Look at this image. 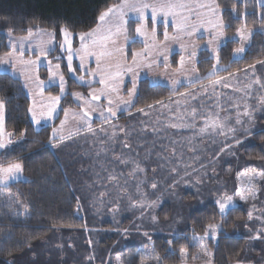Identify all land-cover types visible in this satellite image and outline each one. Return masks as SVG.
Listing matches in <instances>:
<instances>
[{
  "label": "trees",
  "instance_id": "obj_1",
  "mask_svg": "<svg viewBox=\"0 0 264 264\" xmlns=\"http://www.w3.org/2000/svg\"><path fill=\"white\" fill-rule=\"evenodd\" d=\"M114 2L115 0H0V55L8 51L6 46L8 29L13 30V36H21L28 29L39 27L53 30L54 27L58 29V26L72 22V32H86L96 26L100 12L105 11ZM216 2L220 6L224 23L231 25L230 28L224 29L225 34H233L244 23L255 34L251 36L246 51L237 59L233 58V54L239 42L228 40L217 53V65L227 70L218 71L212 76L209 74L213 71L214 60L206 51L201 52L195 65L201 80L182 86L179 92L202 88L221 75L235 74L232 80V83L236 82L235 92L243 95L244 91L247 92L244 71L250 65L254 63L259 65L264 61V33L257 31L260 29V16L264 8H260L258 16L253 13L244 16L243 4L240 1L216 0ZM237 15L241 18L234 19L233 17ZM134 47H137V44ZM57 62L67 76L62 60L57 59ZM67 82L70 83L71 91L87 89L71 83L69 78ZM229 92L225 88H216L217 96H211L212 100L207 99L206 106L214 103L221 111L222 104L230 102ZM222 93L226 99L221 101ZM168 97L170 93L166 87L152 86L147 80L139 82L132 110L126 115L119 116L124 133L119 131L118 137L112 140L116 142L112 150V156L116 154L114 155L116 166L113 167L115 173H119L116 170L117 166L122 169L126 167L124 161L130 158V154L135 160H149L152 153L151 149L146 147L150 145L160 149L161 156L166 160L167 158L183 160L173 158L172 152L175 148L169 152L164 148L166 146H161V143L165 142L161 136L167 133L161 132L163 130L158 131L157 127L161 126V123L152 120L150 130L148 125L150 122L144 118L143 120L134 112L140 108H152L150 106H156L157 102ZM0 98L6 102L5 130L12 134L13 139L20 140L1 160L6 164L20 163L25 178L23 181L0 187V264H141L144 262L141 255L147 246L152 248L154 264H157L155 259L157 256L162 258V264H180L178 254L181 250L190 257L198 253V248L191 244L190 237L180 233L201 234L209 224L218 221L220 230L216 234V239L206 243L211 264H264V240L250 242L247 239V230L254 229L263 237L260 231H264V222L249 220L248 204L229 209L222 216L218 213L215 202L209 198L202 202L201 208L194 209L185 217L186 223L181 220V213L185 212V215L187 213L185 209L187 203L202 195L194 188L198 186L197 183L191 182L184 188L179 180L180 175L193 173V170L202 165L201 163L192 162L187 167L183 162L178 163L176 170H172L168 175L160 174L159 169L155 170L150 182L157 185L151 197L153 205L146 208L145 213L138 214L129 207L128 196H104L100 199L104 206L101 210L94 208L89 200L87 205L92 206H89L90 210L85 209L86 205H83L87 200L85 187L90 185L92 180L90 174L85 178L84 174L81 176L76 174V165L81 163V160L75 165L72 159L66 157L65 150L51 149L48 146L53 142L49 138V127H43L39 131L32 129L27 117L29 101L18 80L0 73ZM141 119L143 125H139L138 120ZM154 123H157L156 127ZM260 123L263 124L264 121ZM188 130L186 127L183 131L171 132L168 128L170 136L167 146L182 149L185 160L190 155L193 160H203L201 156L205 154H201L198 145H196L198 148L195 146L189 148L194 139ZM122 144L128 147L118 151ZM255 148L260 151V148ZM215 155L210 154L209 160ZM75 159L73 157V160ZM151 160L162 158L154 156ZM220 163L222 162H218L215 168L211 166L208 168H211V171L213 169V174L199 178L201 181L199 187L209 193L206 197L218 195L223 188L231 195L236 191L235 175L225 174ZM260 163L264 162L261 160ZM235 172L238 173L236 170ZM139 180L133 182L137 185ZM222 181L224 185H220ZM98 182L104 186L106 180ZM124 182L114 180L112 184L120 190L118 184ZM135 184L133 185L136 186ZM259 185L263 192L264 181ZM135 189L134 187L132 192ZM262 192L260 199L263 196ZM156 193L157 197L154 196ZM258 208L263 209V203H259ZM111 214L115 218L111 217ZM259 215L258 213L257 216ZM153 217L156 219L151 220ZM167 223L174 225L178 230L174 235H169L172 232L165 229L166 225L169 226ZM114 228L120 232L114 231ZM97 239L101 242H97ZM169 240L172 241L171 245L167 243ZM107 249L110 250L108 254ZM169 249L173 250L171 255Z\"/></svg>",
  "mask_w": 264,
  "mask_h": 264
},
{
  "label": "rangeland",
  "instance_id": "obj_2",
  "mask_svg": "<svg viewBox=\"0 0 264 264\" xmlns=\"http://www.w3.org/2000/svg\"><path fill=\"white\" fill-rule=\"evenodd\" d=\"M238 1L243 4L242 14L247 12L256 14L257 16L260 15V8L262 7L258 0H243V2L242 0ZM145 2L154 3L159 2V0H145ZM184 2L193 6L192 18L188 21V23L198 27V30L192 32L191 35L177 30L176 25L182 22L179 15L175 17L170 15L164 18L158 14L156 23H153L150 18L151 9H148L145 13L146 19L141 22L144 24L143 30L145 35L141 36L136 32V28L139 24L129 23L127 25L126 33L122 31L119 36L113 37V39L116 40L115 44H112L111 41H109L103 49L99 45L96 47H91L90 45L91 51L98 53L103 50L113 53L112 57L105 58L101 65L102 67L107 68L109 64L114 65L117 60L123 62L126 57L127 65L133 67L134 69V72H126L122 77L117 78L115 82L110 81V83H115L118 87V92L109 94V97L113 100L111 107L113 111L116 112V116L109 117L106 122L102 119L101 112H103L105 116H108L107 108L109 105L107 99L102 96L99 101H93L91 106L85 103V101L90 99V93L94 91L98 93L102 88H104V85L95 82L100 79L99 73L95 77L89 75L91 72H98L95 57H86L83 62L84 66L81 68L79 67L81 64L80 56L74 55L72 58V68L74 71L70 72L67 67L68 52L66 50L62 51L59 48V44L63 41V36L59 34L58 31L54 41V50L50 51L46 57L40 56V63L38 66H27L29 70L25 71L26 66L17 63V71L15 74H13V69L10 66L0 65V67H8V75L19 81L25 95L28 98V109L34 108L36 117L40 120L39 124L32 120V113L27 110L28 121L34 131H39L43 127H49L50 140H52V132L54 129L58 130L59 134L65 137H69V135L72 134L71 138L65 139L63 142L52 140L53 142L50 143H55L57 147L50 148L57 150L59 148L62 151L65 150L64 153L66 157L69 160L72 159V161H74L73 164L75 165L78 160H81V163L76 165V174L78 176L84 174L83 177L85 178L89 174L91 175L92 181L90 185L85 187V194L87 195L85 196L87 200L83 203V205H86V207L83 206L85 209L89 208L90 210L89 206H92L87 205L89 200H91L90 204H93L94 208L101 210L104 206L102 205V201L100 199L104 196H128L127 203L129 207L137 211L138 214L141 212L145 213L146 208H151L148 207V205H153L151 197L154 194V190L151 187L152 184L150 182L155 175V170L159 169L160 174L163 173L168 175L172 173L173 169L176 170L178 163L183 162L187 167L192 162H199L202 165L193 170V173H182L180 175L181 179H179L181 183H183L184 188H187L186 184L189 185L191 182L197 183L198 186L196 185L194 188L195 190H198L197 192L199 195H202L193 199L191 203L188 202L185 206L187 213L185 215V212H182L180 216L184 223H186V216H189L194 209L202 207L200 206L203 205L202 202H206L210 198L216 204L217 200H220L226 195L233 197V204L230 205L225 212L236 206L248 204L249 213L251 212L252 214L249 220L264 222V191L262 192L259 188V184L264 181V178H261L258 175L260 172L264 171V163H260L261 160L264 162V123H260V121H264V119H262V116L264 118V61L260 62L259 65L254 63L249 66L250 68L248 67L244 71L243 74H245L244 77H246L245 83L247 84V92L244 91L243 95H239L235 92L236 82L232 83V80L234 79L233 76L235 74L226 76L221 75L220 77H216L214 80L208 82L207 85L202 88L179 92L182 86L191 85L201 80L195 69L198 56L201 52L206 51V53L209 54V57L214 60L212 72L218 73V71L220 72L225 69L224 67H219L217 65V53L225 44V41L227 42L230 38L236 36V32H233V34L230 35H227L224 32L223 37H219L215 40L213 39L214 30L210 28L206 21L209 18L215 19V17L211 16V13L207 8L196 7L199 4H212L213 0H184ZM118 3H120V0H115L112 5ZM215 3H217L216 0ZM197 13H199V16H197ZM187 14V12L184 13V15ZM129 15L135 16V13H129ZM125 19H128V15H125ZM201 20L205 21L202 28L199 27ZM116 23L117 18L114 16L110 17L108 22L101 27V32L110 26H114ZM98 24L99 21L92 29L97 28ZM247 28L251 29L249 27ZM41 29L43 28H33L32 36L25 40L26 51L24 59H37V55H39L38 46L41 45V42H44L43 47L45 48L53 47L52 44L47 43L50 40L47 32H41ZM153 29H155L154 34ZM47 31L50 32L52 30ZM113 31H115L114 27ZM165 31H167L168 36L170 37L168 40H165L164 38ZM73 33L74 35L71 37V40L72 49L75 52L81 47L78 35L80 32ZM125 35L128 37L127 40L125 39ZM26 36L27 32L21 36L12 35L11 39L13 42L18 43L20 37ZM9 39V36L7 35L6 46L9 43ZM237 42L239 43L236 48L242 46L247 48L250 40L241 44L239 39H237ZM133 43H136L137 47H134L136 44L133 45ZM246 43H248V45ZM116 48L122 49L123 54L115 52ZM31 49H37V51L34 52ZM133 52L148 53V55L137 57V60L139 61V65L137 66L133 64ZM82 54L83 53H81V55ZM242 54L243 53L237 56L234 53L233 58L237 59ZM165 57H167L166 62L168 67H164L163 62ZM182 57L183 65H181ZM57 59H61L65 65L67 76H65L62 72L61 66L59 69L55 68V65L59 64ZM48 61H51V67L53 71L57 73V83L53 85H49L50 73L48 70ZM149 64H151V67H149ZM251 66H254V68ZM21 72L24 74L21 75ZM59 74L64 76L65 93L63 95L61 94L58 86ZM29 76H31L32 79H29ZM37 76L39 77V81H42L44 84L42 95L40 88L38 87V81L36 80ZM66 77L71 80V83L80 85L87 89L82 91H71L70 83L67 82ZM80 77H84L83 82L79 79ZM142 80H147L148 84L152 86L159 85L166 87L170 93V97L157 102L156 106H151L152 108H140L144 110L143 112H141L140 109L135 110L134 112L140 118H144L146 121L150 122L148 123L150 130H152V120L161 123L162 125L157 127L158 131L163 130L161 132H167L165 135L161 136L163 141H165L163 142L161 140L163 142L161 143V146H166L164 148L169 152H172L170 150L175 148L172 152L173 158H183V160H168V158L166 160L161 156L160 149H155L150 145L149 147H146V149H151L152 153V157H150L149 160H135L134 158H131L132 155L130 154V158L124 161L126 167L122 169L117 166L116 170L119 173H115L113 167L116 166V163H114L116 160L114 155L116 154L112 156V150L115 148L116 142L115 140H112L118 137L117 134L119 131L120 133L121 131L124 133V129L123 127L121 128L122 125L119 123V120L121 119L119 116L126 115L132 110V106L138 92V84ZM217 80H219L220 83H215ZM257 80L259 83L256 82ZM133 81H135L136 88L134 95L130 97L129 91L133 89ZM216 88H225L230 91L228 93V99H230V102L223 103L221 111L215 107L214 103H210L209 107L206 106L207 99H210L211 96H217ZM74 92L81 93L84 99L77 101L76 98L71 95ZM222 94L223 95L220 99L221 101L226 99L224 93ZM49 96H61L60 103L56 106V111L52 114L51 118L47 117L48 106L50 103L48 101ZM129 100L131 101V106L124 103V101ZM65 110L68 111L67 118L65 117ZM193 110H195L194 115ZM85 111L89 114L87 119L90 121L92 131L87 130L84 120L81 119V114ZM246 112L250 115H246ZM41 113H44V116H41ZM142 119L138 120L139 125H143ZM237 120L240 122L237 123ZM61 121H65L63 128H61ZM213 123H223L224 134L220 133L219 128H217L216 131H213L211 127ZM153 125L156 127L157 123H154ZM173 125L176 126L173 127ZM186 127L189 129L188 131L190 132L191 138L194 139L192 140V143H190L189 148H191V146H195L196 148L199 147L201 154H205L204 156H201L203 160H193L192 155L185 160V157L182 156V149L178 150L176 149L178 147H173L172 145H169L171 147L167 146V140L170 136L168 128L171 132H180ZM202 127H206V131L201 132L200 129ZM101 129H103V131ZM229 129H235V131L232 132L229 131ZM148 130L149 129L147 128V131ZM236 139L241 140V143L236 144ZM0 140H3V142L7 145L5 148H0V165L7 166L8 164L2 163L1 159L6 157L11 147L17 145L20 140L18 139V141H16L12 138V136H9L5 130V126L4 134L0 136ZM9 140L12 141L11 144H8ZM256 142L258 144H256ZM196 145H198V147ZM61 147H63V149ZM127 147V145L122 144L118 151L124 150ZM255 147H258L260 148V151H263L260 153L259 149ZM162 148L163 147H161V150ZM212 153H215L216 155L214 158L209 160V155ZM154 156L155 158L160 156L162 160H151L152 158L154 159ZM73 157L76 159L73 160ZM168 157H170V155ZM258 160L260 161L258 162ZM220 161L222 162L220 163L222 166L221 168L224 169L223 172L225 174L235 175V182H237L236 191L231 195L228 190L223 188L218 195L206 197L209 193H207V190L199 187V185H201L199 178L201 176L204 177L208 174H213V169L212 172L211 168H208L210 166L215 168L217 166L216 164ZM231 163H233L234 166H231ZM137 166H139V169H143V171H139ZM235 170L238 171V173L235 172ZM245 172L249 175H241ZM249 176L252 177L251 180H249ZM23 180H25V178L21 173L17 180H9L6 185ZM98 180H106L104 186L101 182H98ZM114 180L125 181L124 184H118V187L121 188L120 190L112 184ZM133 180H139L137 185L133 182ZM6 185L0 183V187ZM220 185H224L223 181ZM134 187L136 189L132 192ZM195 190H193V192ZM237 191L243 193L247 199L241 200L239 196L236 195ZM253 192L255 194L254 198L252 195ZM260 192L263 193L262 199L259 198ZM154 196L157 197V193ZM259 203H263V209L258 208ZM216 206L219 213L218 205L216 204ZM258 213L260 214L259 216H257ZM112 216L113 215L111 214V217ZM92 217L95 219L94 216ZM113 218L115 217L113 216ZM151 220L154 219L151 218ZM214 224L219 225L217 230L218 232L220 230L219 221ZM166 226L167 227H165V229L172 232L169 233V235H174V233L178 231L172 224ZM114 231L120 232L117 228H114ZM258 232L259 231H256L255 229L254 231L247 230L248 241L254 242V240H264V236L260 237ZM260 232L264 235V231ZM208 233V227L205 232L197 235L180 233L183 236L190 237L192 241L191 244L198 248V253L191 257L187 256L186 253L185 256H181V253L178 254L181 259L180 264H211L210 252L206 249V243L209 240H215L217 236L215 235V238H213ZM257 235H259L260 238L254 239ZM97 242L101 241L97 239ZM143 251L144 253L141 255V258L144 262L141 264H154V255L151 253L152 248L147 246L143 249ZM106 253H110V250L107 249Z\"/></svg>",
  "mask_w": 264,
  "mask_h": 264
},
{
  "label": "snow or ice",
  "instance_id": "obj_3",
  "mask_svg": "<svg viewBox=\"0 0 264 264\" xmlns=\"http://www.w3.org/2000/svg\"><path fill=\"white\" fill-rule=\"evenodd\" d=\"M243 2V0H242ZM258 2L261 3V7L264 8V0H258ZM196 7L198 8H207L208 11L211 13V16L215 17V19L209 18L206 23L210 26L212 30H214L213 33V39H218L219 37L224 36V29L230 28L231 25L228 24L226 25L223 21L222 16L219 13V4L215 3V0H213L212 4H199ZM148 9H151V21L153 23H156L157 21V16L158 14L163 16L164 18L168 16H177L179 15L181 17V23L176 25L177 30L186 32L187 34L191 35L192 32L197 31L198 27L193 24H189L188 21L192 18V12H193V6L191 4H188L184 2V0H159V2H154V3H147L145 0H120V3L112 5L111 7L107 8L105 11L100 12L98 16V27L95 29H91L87 32H80L79 39H80V44L81 47L77 51H73L72 49V40L71 37H73L74 33L71 30V23L68 22L64 25H60L57 28H53L52 31L48 32L47 30L41 29V32H47V35L50 37V40L47 42L49 44H52L53 47H48L45 48L43 47V43L41 42V45L38 46V51L39 55H37V59H24L25 56V40H27L29 37L32 36V29L27 30V36L26 37H20L19 42H13L11 39L12 36V29H8V36H9V43L7 45L8 51L5 52L2 56H0V65H6L10 66L13 69V74L17 71L16 69V64H22L25 67V71H28L27 66H38L40 63V56H47L50 51L54 50L55 44V38L57 35V30L59 34L63 36V41L59 44V48L63 51L66 50L68 52L67 60H68V70L70 72L74 71L72 68V58L74 55H79L81 64L79 67L83 68L84 66V59L86 57H95L96 63H97V69L98 72H91L89 75L96 76L98 73L100 75V79L95 81L96 83H99L101 85H104V88H102L98 93L97 92H92L90 93V99L85 101L89 106H91L93 101H99L101 97L103 96L105 99H107L109 107L107 108L108 116H105L103 112H101V117L102 119L106 122L109 117H115L116 112L113 111L111 105L113 104V100L109 97L110 93L113 92H118V87L116 86L115 83H110L115 82L117 78L122 77L126 72H134L133 67L127 65V60L126 57L124 58L123 62L120 60H117L115 64H109L107 68L102 67V63L105 60V58H110L112 57L113 53L103 51L101 50L100 52H95L90 50V45L91 47H96L100 46L102 49L106 47L107 42L111 41L112 44L116 43V40L113 39L115 36H119V34L123 31L126 33L127 30V25L129 23H137L139 26L136 28V32L143 36L145 35L144 32V24L141 22L146 19L145 13ZM127 10V12H126ZM233 11L235 12V6L233 7ZM187 12V15H184V13ZM129 13H135V16L129 15ZM125 15H128V19H125ZM244 16L249 15L247 12L243 14ZM116 17L117 18V23L114 26H110L107 29H105L103 32H101V27L108 22V19L110 17ZM197 16H199V13H197ZM234 19H240V15H237L233 17ZM205 21L201 20V23L199 27H203ZM113 27L115 28V31H113ZM208 30V29H205ZM257 31L264 33V12L261 13L260 16V29ZM155 33V29H153V34ZM255 33L247 28V24L244 23L240 27L236 29V36L230 38L231 42H234L235 40L239 39L241 44H243L245 41L250 40V37L254 35ZM164 38L165 40H168L170 37L168 36L167 31L164 32ZM174 38V37H173ZM125 39L127 40L128 37L125 35ZM90 42V44H89ZM211 43V41H210ZM30 47V45H29ZM147 47V45H146ZM32 51L36 52L37 49H31ZM246 51L245 47H238L234 50L235 55L239 56L241 53H244ZM115 52H119L123 54V50L120 48H116ZM81 53H83L81 55ZM147 56L148 53H139V52H133L132 53V58H133V64L139 65V61L137 60V57L140 56ZM167 57L164 58V67H168L167 65ZM181 65H183V57L181 58ZM149 67H151V64H149ZM254 68V66H251ZM56 69L60 68L59 64L55 65ZM114 69V71H113ZM48 70L50 73V79H49V85H53L57 83V73L53 71L51 67V61H48ZM227 70V69H223ZM0 73L4 75H8V67H0ZM21 75L24 73L21 72ZM210 76L215 75V72H212L209 74ZM29 79H32L31 76L28 77ZM59 79V89L61 94L63 95L65 93V86H64V76L62 74L58 75ZM82 82L84 81V77L79 78ZM36 80L38 81V87L40 88L41 95L43 94V88L44 84L42 81H39V77H36ZM259 83V81H256ZM215 83H220L219 80H217ZM135 81H133V89L129 91V96L131 97L135 93ZM76 98L77 101H80L83 98L81 93L74 92L71 94ZM61 100V96H49L48 101L49 106H48V111H47V117L51 118L52 114L56 111V106L59 105ZM125 104L131 106V101H124ZM151 107V106H150ZM6 110V102L4 99L0 98V136L4 134V113ZM141 112H143V109H140ZM28 112L32 113V120L35 121L37 124L40 123V120L37 119L36 117V112L34 108H29ZM195 114V110H193V115ZM246 115H250L249 113H245ZM75 115V114H74ZM88 112H83L81 114V119L84 120L85 125L87 126L88 131H92L90 121L87 119L88 117ZM41 116H44V113H41ZM68 116V111L65 110V117L67 118ZM240 121L237 120V123ZM65 121H61V128H63ZM176 125H173L175 127ZM212 130L216 131L217 128H219L220 133L224 134V125L223 123H213L212 124ZM103 131V129H101ZM201 132L206 131V127H202L200 129ZM229 131L234 132L235 129H229ZM9 136H11V133H8ZM71 135L69 137H65L63 135H60L58 130L54 129L52 132V140L53 141H60L63 142L65 139L71 138ZM12 141L9 140L8 144H11ZM236 144H240L241 140L236 139L235 140ZM7 145L3 142V140H0V148H5ZM49 147L55 148L57 145L55 143H50ZM137 169L139 171H143V169H139V166H137ZM175 171V169H173ZM23 172V167L20 163H10L7 166L0 165V183L7 184L9 180H17L20 176V174ZM241 175L248 176L249 174L247 172L242 173ZM261 178H264V171L260 172L258 174ZM252 177L249 176V180H251ZM174 186V185H173ZM153 189L157 187L156 183H153L151 185ZM251 191V189H250ZM236 195L239 196L241 200L247 199L243 193L240 191L236 192ZM253 198H254V192L252 193ZM216 204L218 205L219 208V213L223 216L225 215V210L233 204V197L232 196H224L220 200L216 201ZM143 206V205H141ZM148 207H152V205H148ZM251 212L249 213V218H251ZM155 220L156 218L153 217ZM209 233L213 238H215L216 232L219 228V225L215 224H209ZM259 235L254 237V239H259ZM169 245L172 244V241L169 240L167 241ZM172 249H169V255L172 254ZM186 254L184 253L183 250H181V256H185ZM157 264H162V258L157 256L155 257Z\"/></svg>",
  "mask_w": 264,
  "mask_h": 264
},
{
  "label": "crops",
  "instance_id": "obj_4",
  "mask_svg": "<svg viewBox=\"0 0 264 264\" xmlns=\"http://www.w3.org/2000/svg\"><path fill=\"white\" fill-rule=\"evenodd\" d=\"M237 41V40H236ZM225 43H226V41H225ZM247 45H248V43H246Z\"/></svg>",
  "mask_w": 264,
  "mask_h": 264
}]
</instances>
